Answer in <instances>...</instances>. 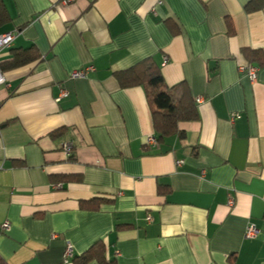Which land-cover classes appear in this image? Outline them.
I'll return each mask as SVG.
<instances>
[{"label": "crops", "instance_id": "1", "mask_svg": "<svg viewBox=\"0 0 264 264\" xmlns=\"http://www.w3.org/2000/svg\"><path fill=\"white\" fill-rule=\"evenodd\" d=\"M64 1L2 0L0 35L17 34L0 64L15 49L39 59L0 87V257L77 264L100 242L114 264H264V61L254 82L239 72L250 53L264 60V6ZM149 58L198 112L155 145L144 88L115 78Z\"/></svg>", "mask_w": 264, "mask_h": 264}, {"label": "trees", "instance_id": "2", "mask_svg": "<svg viewBox=\"0 0 264 264\" xmlns=\"http://www.w3.org/2000/svg\"><path fill=\"white\" fill-rule=\"evenodd\" d=\"M264 6L261 0H251L246 7L247 12H252ZM2 0H0V28L8 22ZM12 58L0 64L2 73L8 69H15L28 65L37 59L39 55L33 48L11 50ZM248 54V53H247ZM262 54L253 52L248 54V63L257 67L262 65ZM119 86L123 89L143 87L149 104L152 107L151 122L157 142L183 133L178 129L179 123L193 122L198 119L196 104L185 83H179L172 87H166L159 66L152 58L146 59L135 67L115 74ZM55 134V133H54ZM53 134V135H54ZM73 160L71 157L70 161ZM77 180V179H76ZM57 182H69V178H58ZM77 264H86L96 260L98 264H114L105 258L102 243L94 244L85 254L77 258ZM0 264H7L0 257Z\"/></svg>", "mask_w": 264, "mask_h": 264}, {"label": "built area", "instance_id": "3", "mask_svg": "<svg viewBox=\"0 0 264 264\" xmlns=\"http://www.w3.org/2000/svg\"><path fill=\"white\" fill-rule=\"evenodd\" d=\"M70 2L69 0H65L64 3H68ZM17 33L15 32H8V33H4L0 35V51H2L3 49H6L8 47L11 46L13 40L15 39ZM167 62V59H164L163 64H165ZM92 68H84L81 70H76L73 71L70 74V78L77 80V79H84L87 75V72L91 71ZM259 68L257 66H254L252 64L249 65H244V66H240L239 67V72L246 74L250 80L252 82H254L256 80L257 77V73H258ZM5 84V77L3 75V73L0 70V87L2 85ZM67 97V92L66 91H61L59 97L55 100L56 102H59L60 100H62L63 98ZM202 100L201 99H197V103H200ZM147 143L148 144H152L155 145L156 144V139L152 136L147 138ZM71 144L70 143H64L62 145V151L65 153V155L69 156L71 154ZM9 224L7 222H5L2 226L1 229L2 230H6L8 229ZM258 233V230H256V228L252 225L248 226L245 232V237L246 238H253L255 237V235ZM71 255V246H67V249L65 251V258L70 257Z\"/></svg>", "mask_w": 264, "mask_h": 264}]
</instances>
